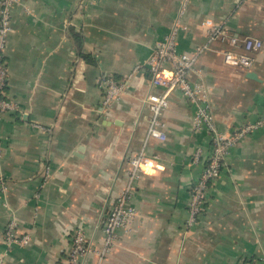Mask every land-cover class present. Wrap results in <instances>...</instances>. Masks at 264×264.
<instances>
[{"label": "crops", "instance_id": "crops-1", "mask_svg": "<svg viewBox=\"0 0 264 264\" xmlns=\"http://www.w3.org/2000/svg\"><path fill=\"white\" fill-rule=\"evenodd\" d=\"M178 19L179 51L208 44L190 78L208 86L217 127L231 133L264 116V0H18L5 49L6 93L18 109L0 120L3 264H67L77 229L95 251L82 264H98L106 215L143 148L152 161L135 181L137 214L102 264H264V127L232 147L189 229L210 133L195 130V104L175 89L166 138L148 136L145 98L163 89L151 84L146 62ZM206 20L223 35L211 40ZM247 37L263 41L253 67L226 64L225 51L244 52ZM137 65L126 91L104 107L106 81L126 80ZM197 149L203 162L194 161ZM13 219L29 244L5 242Z\"/></svg>", "mask_w": 264, "mask_h": 264}, {"label": "built area", "instance_id": "built-area-1", "mask_svg": "<svg viewBox=\"0 0 264 264\" xmlns=\"http://www.w3.org/2000/svg\"><path fill=\"white\" fill-rule=\"evenodd\" d=\"M17 3L18 0H0V120L5 113L18 109V105L9 99L6 93L8 69L5 61L7 40L9 34L13 31V9ZM205 22L213 28L210 36L211 40L223 35V30L213 26L211 20H206ZM181 28L182 24L180 19H178L164 39L158 41L152 48L146 65L152 74L151 84L162 88L163 91L149 92L145 102L151 111L148 126L149 137H155L160 140L166 138L163 114L170 106V96L175 89H179L187 99L195 104L196 109L193 119L195 130L199 131L202 128H206L210 133L212 151L208 159H206L208 162L206 164L204 162L201 175L192 186L188 203L186 227L189 229L195 226L202 218L209 188L221 174L232 147L249 136L252 131L264 127V116L235 129L231 133H225L217 127L208 86L202 80H191L190 78V73L195 68L199 55L207 48L208 44L198 47L192 53L179 51L178 35ZM262 47L263 41L261 39L247 37L244 39V52L225 51L224 61L228 65L250 70L254 65V57L251 53L261 50ZM140 67L141 65H137L126 80L118 81L109 78L106 81L104 107H110L113 102L120 98L127 89L128 81L135 72L139 71ZM36 125L41 129L46 128L41 124ZM202 160V150L197 149L194 161L200 163ZM151 161L152 157L149 156L145 148L130 158L128 184L112 203L104 221L105 244L104 248L99 252L98 264H102L105 255L116 244L119 238V231L128 228L137 214V209L131 202L135 181L150 166ZM4 238L8 246H25L29 244L31 235L28 232H20L17 221L13 219L5 229ZM91 252L95 251L89 245L84 231L82 229L75 230L71 236L67 264H82V260ZM0 264H3V262L0 261ZM249 264L259 263L253 261Z\"/></svg>", "mask_w": 264, "mask_h": 264}, {"label": "trees", "instance_id": "trees-1", "mask_svg": "<svg viewBox=\"0 0 264 264\" xmlns=\"http://www.w3.org/2000/svg\"><path fill=\"white\" fill-rule=\"evenodd\" d=\"M76 38H77V36H76ZM82 55L85 56V57L87 58V60H90L88 55H85V54H82ZM207 162H208V161H205V164H206ZM249 263H250V262L245 261L243 264H249Z\"/></svg>", "mask_w": 264, "mask_h": 264}, {"label": "water", "instance_id": "water-1", "mask_svg": "<svg viewBox=\"0 0 264 264\" xmlns=\"http://www.w3.org/2000/svg\"><path fill=\"white\" fill-rule=\"evenodd\" d=\"M249 76H251V77H256V74H255L254 72H250V73H249Z\"/></svg>", "mask_w": 264, "mask_h": 264}]
</instances>
